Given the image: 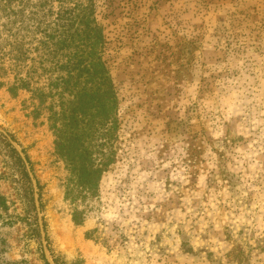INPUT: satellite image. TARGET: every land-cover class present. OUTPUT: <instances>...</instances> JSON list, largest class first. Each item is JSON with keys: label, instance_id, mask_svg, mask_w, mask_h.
I'll list each match as a JSON object with an SVG mask.
<instances>
[{"label": "rangeland", "instance_id": "obj_1", "mask_svg": "<svg viewBox=\"0 0 264 264\" xmlns=\"http://www.w3.org/2000/svg\"><path fill=\"white\" fill-rule=\"evenodd\" d=\"M94 2L113 163L77 225L47 113L0 51V128L36 182L0 133V264H46L41 221L55 264H264V0Z\"/></svg>", "mask_w": 264, "mask_h": 264}, {"label": "trees", "instance_id": "obj_2", "mask_svg": "<svg viewBox=\"0 0 264 264\" xmlns=\"http://www.w3.org/2000/svg\"><path fill=\"white\" fill-rule=\"evenodd\" d=\"M2 17L6 23L0 35L5 30L11 41L0 51L13 70L26 73L11 90H27L47 113L56 154L67 171L65 200L73 221L82 225L81 203L98 194L114 160L119 128V100L104 58L107 39L95 2L0 0Z\"/></svg>", "mask_w": 264, "mask_h": 264}, {"label": "water", "instance_id": "obj_3", "mask_svg": "<svg viewBox=\"0 0 264 264\" xmlns=\"http://www.w3.org/2000/svg\"><path fill=\"white\" fill-rule=\"evenodd\" d=\"M0 133H2L6 138L7 140L10 142V144L13 146V148H15V150H17L18 152V155L21 157L22 161L24 162V165L33 181V184H34V187H35V190H36V182H35V179L33 177V174L31 172V169H30V165L24 155V153L22 152L21 148L16 144L15 141H13V139L4 131L0 128ZM36 205H37V208L39 210V201H38V198H37V195H36ZM40 230H41V235H42V242H43V247H44V253H45V258L48 262V264H55L49 254V251H48V248H47V242H46V239H45V232H44V229H43V225H42V221L40 223Z\"/></svg>", "mask_w": 264, "mask_h": 264}]
</instances>
